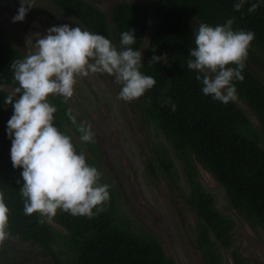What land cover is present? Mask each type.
I'll use <instances>...</instances> for the list:
<instances>
[{
	"label": "trees",
	"instance_id": "obj_1",
	"mask_svg": "<svg viewBox=\"0 0 264 264\" xmlns=\"http://www.w3.org/2000/svg\"><path fill=\"white\" fill-rule=\"evenodd\" d=\"M46 1L90 31L106 36L117 47L121 32L132 29L137 40L133 47L141 49L146 31L155 20L140 71L152 76L156 83L130 103L137 102L143 120L166 137L183 162L191 188L187 202L200 218L196 242L203 264H222L219 247L233 248L234 226L218 209L214 196L199 182L197 164L223 186L231 209L252 226L264 230V145L236 101L223 104L205 96L195 79L196 72L187 69L188 52L195 46L194 32L198 28L189 20L215 26L234 18V29L254 32L242 71L244 79L234 83L237 97L256 115L264 133V83L251 67V63L262 67L258 52L264 54V0L253 12L248 8L258 0H246L239 11L233 8L234 0H154L150 4L124 1L114 7L111 19L86 0ZM153 55H166V59L149 65ZM24 56L0 27V83L13 91L17 85L11 64ZM16 95L0 89V192L9 209L7 237L34 246L50 264H177L166 256L154 236L133 230L128 219L120 220L118 189L114 183L107 184L109 200L103 205L104 210L92 217L57 211L52 218L65 233L56 230L38 213H24L21 169L12 166L11 141L6 133L12 108L10 103H5V97L15 99ZM48 99L57 109L55 126L70 136L77 152H83L87 163L95 166L67 129L70 125L77 130L73 120L78 122L69 105L62 96ZM169 99L175 110L164 103ZM157 156L156 163L166 179L177 185L179 172L169 152L163 148L157 151ZM17 251L6 243L0 251V264H28L17 256ZM231 253L236 264H244L237 250Z\"/></svg>",
	"mask_w": 264,
	"mask_h": 264
},
{
	"label": "clouds",
	"instance_id": "obj_2",
	"mask_svg": "<svg viewBox=\"0 0 264 264\" xmlns=\"http://www.w3.org/2000/svg\"><path fill=\"white\" fill-rule=\"evenodd\" d=\"M245 2L234 0V10L239 11ZM259 2L251 3L248 11H255ZM19 5L13 23L24 21L32 0H19ZM233 24L234 18L215 26L200 23L194 32L195 46L189 49L186 61L187 69L196 72L202 94L223 104L237 99L234 82L244 79L242 71L255 38L251 30L234 29ZM136 41L132 29L121 32L117 47L106 36L82 30L79 25H53L35 40L34 51L12 62L17 95L15 99L5 97L12 108L6 133L11 141L12 166L21 169L20 194L26 215L38 213L52 218L60 210L92 217L104 210L109 185L101 183L98 169L87 163L72 138L55 126L57 109L48 98L72 97L77 76L106 73L121 85L118 99H139L156 81L140 71L143 57L142 50L133 47ZM164 59L166 55H153L149 65ZM164 103L175 110L170 99ZM91 128L90 123L77 124L81 142H93ZM8 212L0 192V242L8 236Z\"/></svg>",
	"mask_w": 264,
	"mask_h": 264
},
{
	"label": "rangeland",
	"instance_id": "obj_3",
	"mask_svg": "<svg viewBox=\"0 0 264 264\" xmlns=\"http://www.w3.org/2000/svg\"><path fill=\"white\" fill-rule=\"evenodd\" d=\"M124 1L140 4L152 2ZM19 6V0H0V27L26 55L35 50V40L45 34L49 27L61 24L74 27L73 21L67 15L39 0H32V8L24 21L13 23L12 17ZM154 23L155 20H152L151 25ZM31 27L35 29L31 30ZM258 56L262 67L255 63H251V67L264 83V54L258 52ZM76 81L74 95L63 98L78 120L76 126L79 122L92 125L94 140L90 143L81 142L80 133L74 127L69 125L67 129L82 150L93 159L95 167L101 173V183L116 185L120 220L128 219L133 230L154 236L162 244L166 256L177 264H203L195 241L196 215L185 198L167 184L168 180L156 163L157 151L165 148L176 165H179L170 143L163 134L156 136L153 128L149 127L150 131H147L140 127V122L136 120L138 116L129 109L128 102L118 99L121 85L114 77L106 73L89 74L87 77L77 76ZM0 89L14 94L9 87ZM235 101L249 117L264 145V133L258 118L240 98L237 97ZM145 140H150L151 143L145 144ZM209 174V179L202 177V184L207 192L214 196L218 209L234 226L235 241L232 250L219 247L222 264H231V251L237 250L240 253L242 250L251 256L250 248L257 253L259 249L255 245H264V240L258 231H254L257 237L254 236L248 223L230 208L225 189L211 173ZM43 218L56 230L66 232L53 218ZM4 241L9 248L18 249L17 256L27 260L28 264H50L43 254L29 243L8 237ZM262 254L264 255L263 252ZM259 258L264 262V256ZM253 264L259 262L254 260Z\"/></svg>",
	"mask_w": 264,
	"mask_h": 264
},
{
	"label": "flooded vegetation",
	"instance_id": "obj_4",
	"mask_svg": "<svg viewBox=\"0 0 264 264\" xmlns=\"http://www.w3.org/2000/svg\"><path fill=\"white\" fill-rule=\"evenodd\" d=\"M40 2L42 3H46L48 4L49 6H52L54 9H56L57 11H60V12H63V14L67 15L69 17L70 20L73 21L74 23V27H76V25H79L81 27L82 30H88L90 31L89 29H87L83 24H81L78 20H76L74 17H72L70 14L66 13L65 11H62L60 10L59 8H57L56 6H54L53 4H51L50 2L46 1V0H39ZM88 3H90L91 5L95 6L97 9H100L101 11H103L105 13V15L108 17V19H111V16H112V12H113V9L114 7L120 3V2H124V0L120 1V0H86ZM151 1H154V0H151ZM107 3V5L105 6L104 4ZM191 23H193V25L195 26H199V22L196 20V19H191L189 20ZM35 28L34 27H31V30H34ZM153 30V24L150 25V27H148L147 31H146V35H145V38H144V41H143V44H142V47H141V50H142V55L145 53L146 49L148 48V45H149V41H150V37L152 35V31ZM92 32V31H90ZM16 46V45H15ZM17 47V46H16ZM20 49V48H19ZM23 54H25V52H22ZM26 55V54H25ZM8 87V86H6ZM10 88V87H9ZM12 89V88H11ZM15 94V93H14ZM128 103V106H129V109L133 110L136 115L138 116V120L140 122V127L141 128H144L146 129L147 131H150V128H153V130L155 131L154 134L156 136H160V132L157 131L154 127V125L148 123V122H145L140 114V110H139V107L137 105V102H134V103H130V101H127ZM131 110V111H132ZM134 120V121H136ZM162 134V133H161ZM165 137V136H164ZM166 138V137H165ZM151 143V141L149 140H145V144H149ZM173 153L174 155L176 156V161L179 165H176L178 166V172H179V177L177 179V185H175L174 183L171 184L170 183V180L167 181V184L173 188V190L177 191L178 194H180L181 197H184L186 202H187V198L188 196L190 195V192H191V188H190V181H189V177H188V173H187V170L183 164V162L180 160V158L176 155L175 151L173 150ZM197 173H198V180L199 182L202 184V177H205L207 179H209V173L204 167H202L201 165L197 164ZM211 184H214V183H211ZM203 185V184H202ZM204 186V185H203ZM187 192V193H186ZM187 204L189 205V203L187 202ZM190 206V205H189ZM190 208L194 211V209L190 206ZM195 215H196V223H197V235H198V228H199V225H200V218L198 217V215L196 214V212L194 211ZM240 216V215H239ZM241 219L245 220L242 216H240ZM246 221V220H245ZM247 222V221H246ZM248 223V222H247ZM248 227H249V230L251 231V233H253L254 236L257 237V235L254 233L255 232H259L264 240V230L259 227L258 225L256 226H252L251 224L248 223ZM256 229V230H255ZM233 237H234V234H233ZM197 238V237H196ZM196 241V240H195ZM197 244V242H196ZM258 247V252L256 253L255 251L251 249V257L250 255L248 254H245L244 251L241 250L240 254L242 256V260H243V263L244 264H253V261L254 260H257L259 262V264H264V262H262L260 260L259 257L261 256H264L262 254V252L264 253V245H255ZM5 247V244H3V242H0V251ZM232 250V248L230 249ZM232 252V251H231ZM261 252V253H259ZM250 256V257H249ZM230 261H231V264H236L233 257H232V253H231V257H230Z\"/></svg>",
	"mask_w": 264,
	"mask_h": 264
}]
</instances>
